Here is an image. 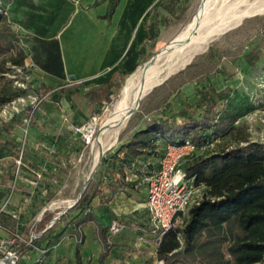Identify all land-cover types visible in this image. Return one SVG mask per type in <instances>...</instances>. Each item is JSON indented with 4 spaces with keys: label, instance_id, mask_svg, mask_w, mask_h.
I'll return each instance as SVG.
<instances>
[{
    "label": "rangeland",
    "instance_id": "1",
    "mask_svg": "<svg viewBox=\"0 0 264 264\" xmlns=\"http://www.w3.org/2000/svg\"><path fill=\"white\" fill-rule=\"evenodd\" d=\"M255 1L257 0H218L216 5H211L215 19L229 23V28L214 36L203 52L200 51L189 63L150 91L138 109L121 125L114 122L103 124V121L119 98L126 78L135 73L138 67L144 66L191 21L201 0H179L176 8L171 10V14L176 13L180 18L175 30L161 33L159 40L151 46L138 67L127 75L115 73L107 87L102 81L77 82L65 86L58 97L53 92L50 97L43 92L41 97L37 94L41 85L30 69L21 72L15 69L0 78V84H7L12 90H24L13 99L17 108L11 110L12 116L1 115L3 105L0 106V133L8 134L5 139L0 137V206L7 197H10L11 207L21 204L25 197L30 198L18 219L0 214V223L3 225L0 230V260L13 251L18 254L16 262L19 264H58L61 259L69 258L75 242L71 226L86 212L79 204L80 199L84 197L92 206V202L95 203L93 197L99 194L98 191L106 189L105 198L112 188L118 189V183L134 178L133 174L142 172L141 170L145 175L148 174L149 168L157 167L165 143L159 139L157 147L146 149L133 163V169L125 168L124 177L114 167H121V161L112 156H122L124 147L118 152L119 148L135 132L162 117L170 116L184 102L193 101L195 91L207 82L217 89H228L230 97L237 94L252 105V109L236 123L244 122L250 138L264 142V11L245 16L238 23L234 22L240 10L245 9L247 3ZM6 66L11 67L9 63ZM13 74L20 86L12 79ZM9 79L12 81L9 82ZM98 110L101 112L94 121L92 116ZM87 123L94 127L89 142L81 137L78 130ZM31 128L35 131L30 135L36 139L35 146L25 144L26 135L30 134ZM11 135L18 140L9 141ZM41 142H49L53 145V150L42 147ZM234 145L236 142L231 134L218 137L210 146L196 147L184 161L183 167L199 157ZM21 150L24 161L21 173L30 176L26 173L28 171L31 178L32 171L42 174L35 186L24 182L14 184L15 158ZM96 150L100 153L98 162L94 164ZM147 157L151 163L144 167L143 162ZM102 158L106 159L103 164ZM133 183L139 185L136 180ZM79 195V200L73 203ZM93 208L100 212L103 221H107L109 216L103 215L100 203ZM138 211L128 213L138 224L133 229L136 233L123 253L128 262L121 261L119 264H154L153 243L150 242L145 247L137 245L143 239L151 241L147 236V213L141 209ZM81 229L87 238L94 240V225L85 224ZM139 230H143V233ZM20 243L30 244L32 248L19 253L16 249ZM92 253L94 249L91 250ZM40 258L43 261L38 262ZM6 260L11 262L10 258Z\"/></svg>",
    "mask_w": 264,
    "mask_h": 264
},
{
    "label": "trees",
    "instance_id": "2",
    "mask_svg": "<svg viewBox=\"0 0 264 264\" xmlns=\"http://www.w3.org/2000/svg\"><path fill=\"white\" fill-rule=\"evenodd\" d=\"M115 6L116 1L109 0L105 17L112 15ZM17 38L0 9V78L12 71L6 63L24 64L25 54L17 47ZM135 68L123 74H130ZM58 90L59 95L64 91L63 87ZM23 92L21 88L12 90L7 84H0V106ZM43 92L52 93L42 85L37 94L42 97ZM229 94L228 89H217L209 82L201 85L193 101L184 102L170 116L135 132L119 148L118 152L124 147L122 156H112L121 161V167H114L124 177L125 168H131L146 149L157 147L159 139L165 144L189 140L198 148L231 134L236 142L231 148L214 151L184 165L186 176L203 185L204 193L199 203L190 207L181 228L165 232L156 246L155 253L164 264H264V142L252 140L244 122L236 123L252 105L237 94L233 97ZM105 162L102 158L101 163ZM130 185V182L118 183L122 190ZM79 204L87 211L71 226L75 237L74 260L68 264H88L82 260L79 248L84 239L81 227L88 223H93L102 246L98 263L105 264L110 249L118 243L107 239V226L96 217L84 197ZM104 208L118 217L108 204ZM29 248H32L30 244L20 243L16 251L23 253Z\"/></svg>",
    "mask_w": 264,
    "mask_h": 264
},
{
    "label": "crops",
    "instance_id": "3",
    "mask_svg": "<svg viewBox=\"0 0 264 264\" xmlns=\"http://www.w3.org/2000/svg\"><path fill=\"white\" fill-rule=\"evenodd\" d=\"M115 1L114 11L108 18L105 14L109 0H0V9L18 36L17 47L25 54L24 64L29 66L41 86L57 93L58 97V89L72 83L102 81L107 87L115 73L123 74L138 66L143 57L148 55L151 46L159 40L160 34L173 32L180 20L176 13L171 14L179 0ZM34 132L32 129L26 135V145L35 146L36 139L30 136ZM7 135L0 133L3 139ZM9 139L18 140L14 135ZM28 155L34 157L33 154ZM148 163H151L149 157L144 159L143 166L146 167ZM128 169H133V165ZM141 171L133 174L134 178L126 176L131 185L124 190L118 187L104 198L107 191L104 189L93 197L95 203L92 202V206L100 203L103 215L109 216L107 221H103L100 212L92 207L96 217L107 228L116 217L105 210L104 204H108L125 224L121 234L112 238L118 245L110 249L105 264L128 262L123 253L136 233L133 229L138 224L128 213L141 209L147 213L149 220L145 202L147 190L143 180L145 174ZM26 173L31 178V173ZM135 180L139 185L133 183ZM139 232L143 233V230ZM83 234L84 239L79 246L82 260L88 264H99L98 256L102 249L100 241L97 236L92 240L87 238L86 233ZM147 236L151 241L143 239L137 245L145 247L152 242L154 252V238L151 234ZM74 245L75 242L71 256L61 259L58 264L73 262ZM92 249L94 253L91 254Z\"/></svg>",
    "mask_w": 264,
    "mask_h": 264
},
{
    "label": "built area",
    "instance_id": "4",
    "mask_svg": "<svg viewBox=\"0 0 264 264\" xmlns=\"http://www.w3.org/2000/svg\"><path fill=\"white\" fill-rule=\"evenodd\" d=\"M12 71H23L29 69L26 64L11 65ZM9 73V72H7ZM5 73V74H7ZM14 81L18 84L15 74L12 75ZM18 86H20L18 84ZM14 101H9L4 104L1 109V115L9 114L12 116V109H16ZM11 105V107H9ZM12 110V111H11ZM98 114L95 113L92 119L96 121ZM91 123L83 125L78 130L81 137L86 141L92 139L94 127L89 130L86 127ZM42 147L52 151L53 145L48 142H41ZM213 144L210 142L207 146ZM196 146L189 140H185L178 144L167 143L164 146L162 156L158 161L157 168L151 170L144 176L146 185V206L149 212L148 232L154 238V245L157 246L161 242V238L165 232L170 229H178L186 222L188 211L193 204L199 203L204 193V186L194 183L193 177L186 176L183 163L190 156ZM16 171L14 174V184L24 182L35 186L37 179L42 176L41 172L32 171V178L24 176L21 173V167L24 165L22 150L15 158ZM30 198H23L21 204H16L14 207L10 206V197H7L0 206V214L5 213L13 219H18L20 212L28 205ZM87 211V210H86ZM125 227L123 221L118 218H113L107 228L106 237L109 241L119 234ZM3 225L0 223V230ZM179 239V234H178ZM180 240V239H179ZM10 263H15L18 259L17 252H8ZM43 261L42 258L38 262ZM154 264H164L162 258L157 257L154 251ZM181 264V263H175Z\"/></svg>",
    "mask_w": 264,
    "mask_h": 264
},
{
    "label": "bare ground",
    "instance_id": "5",
    "mask_svg": "<svg viewBox=\"0 0 264 264\" xmlns=\"http://www.w3.org/2000/svg\"><path fill=\"white\" fill-rule=\"evenodd\" d=\"M217 1L201 0L196 14L191 21L187 25L185 24V27L161 48L162 52L156 59L150 63L149 61L146 62L144 66H137L138 70L126 78L119 98L114 103L110 114L103 121V124L114 122L121 125L124 123L138 109L143 98L150 91L160 85L170 74L189 63L200 51L207 47V44H210L209 42L214 36L220 35L229 28V23L218 22V18L215 19V15L212 14L211 5H214ZM263 11L264 0L247 3V7L240 10L234 22L238 23L245 16L262 13ZM86 128L91 130L93 124ZM99 153L100 151L96 150L94 164L98 162ZM75 201L76 198L73 200V203Z\"/></svg>",
    "mask_w": 264,
    "mask_h": 264
},
{
    "label": "water",
    "instance_id": "6",
    "mask_svg": "<svg viewBox=\"0 0 264 264\" xmlns=\"http://www.w3.org/2000/svg\"><path fill=\"white\" fill-rule=\"evenodd\" d=\"M162 52V49H160L155 55H153L148 61H149V63L150 62H152V61H154L155 59H156V57L160 54ZM147 61V62H148ZM79 198H80V195L76 198V201H75V203L79 200ZM8 258V254L3 258V259H1L0 260V264H4V263H6L7 262V259Z\"/></svg>",
    "mask_w": 264,
    "mask_h": 264
}]
</instances>
